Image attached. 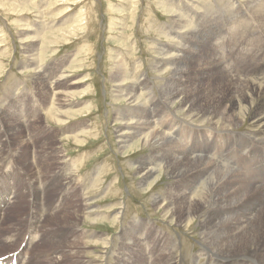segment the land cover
<instances>
[{
  "label": "rangeland",
  "instance_id": "1",
  "mask_svg": "<svg viewBox=\"0 0 264 264\" xmlns=\"http://www.w3.org/2000/svg\"><path fill=\"white\" fill-rule=\"evenodd\" d=\"M184 44V55L176 53ZM175 59L185 61L180 91H193L206 103L215 94L217 116L198 119L195 111L167 106L165 85ZM263 68L264 0H0V156L8 164L0 184H10L0 212V258L20 246L29 264L224 262L206 232L216 226L232 231L227 223L215 219L203 229L202 217L186 211L189 202L200 208L205 195L202 181L192 182L194 165L185 159L177 166L187 179L179 190L166 171L192 150L214 158L213 145L228 147L231 140L222 133L227 126L237 134L253 130L243 110H227L226 102L247 80L264 88ZM121 85L124 92L117 90ZM134 85L136 93L129 94ZM137 118L151 129L122 145L118 135ZM172 122H179L175 144L143 143L150 130L168 131ZM59 156L69 161L62 164ZM144 166L156 171L147 182ZM70 167L72 183L63 188ZM224 192L221 187L216 196ZM30 205L38 221L28 243ZM207 206L204 216L214 218ZM247 217L252 223L257 213Z\"/></svg>",
  "mask_w": 264,
  "mask_h": 264
},
{
  "label": "bare ground",
  "instance_id": "2",
  "mask_svg": "<svg viewBox=\"0 0 264 264\" xmlns=\"http://www.w3.org/2000/svg\"><path fill=\"white\" fill-rule=\"evenodd\" d=\"M233 4H234V2H233ZM228 5L231 8H233L235 6V5H230V4H228ZM230 7H229V10H230ZM175 51H176V53H181V54L183 53V55H184V52L186 51L185 44L183 47H178V46L175 47ZM261 59H263V58H261ZM259 61H261V60H259ZM28 63L32 64L33 60L29 61ZM170 65L173 66L174 71L171 74L172 78L170 76L167 80V82L169 81V84H167V82H166V85H165V89L169 90L165 96V100L167 101V103H166L167 106L172 107L174 104L176 106L175 112H178L179 110H182V109H187V111H191V112L195 111L194 116H196L197 118L200 116L202 118V116H205V115H209V117L212 115L217 116V114L214 111H216L217 104H220V101L215 96V94H213L212 95L213 98H211V100L208 103H206L202 99V97L199 96V94H195L193 91L189 92V93H185L184 91H180L179 87H181V86H179V83H177V82L178 81L180 82L181 76H178V75L180 74L179 69L182 70V68H183V70H184L185 61L180 60V59L179 60L175 59V60H172L170 62ZM183 72L185 73V70ZM263 72H264V68H263ZM256 77H257V75H256ZM251 78H252V76H251ZM174 81H176V83ZM121 87H122V85L117 86L118 92H124V91L120 90ZM141 90L142 89H140V91ZM128 92H129V94L136 93L135 85L131 88H128ZM148 93H147V95H148ZM57 95H58V93H56V95H55L53 105L59 101V98H56ZM178 96L180 98L175 99ZM130 97H132V99H129L131 101L132 100L136 101L139 99L136 96L134 97V95H130L129 98ZM189 97L191 98V100L194 103L192 101L188 104L186 103L185 100H187ZM228 99L229 100H227V102H226L227 103V105H226L227 110H234V109H239V108L242 109L243 110L242 113H243L244 117L248 116L249 119L251 120L252 126H255L253 128V130H251L250 133L237 134V132H235V131L227 130L226 129L228 127L227 126L225 129H222V133H224V135L228 137V140L229 139H231V140H229V141L227 140L228 141V147H227V144H222V145H218V146L213 145V149L216 151L214 153V156H215L214 158L209 159L208 157H206L208 155L206 153H204L203 149L194 150V151L192 150L193 155L191 154V155H186L183 157H176L177 159H174L172 161V166L173 165H175V166H173V167L169 166L170 170L168 169L166 172H167V174L174 175V177H173V179H175L174 188L179 190V189H183L182 185H183V183L187 182V179L185 178L186 175L184 176L185 172L184 173L178 172L177 166H179L185 159L189 160L194 165L195 168L192 169L191 171L193 172L195 170L196 174H194V175H196V176H195V178L193 177L194 180H192V182L194 183V182L202 181V183L201 182L200 183H201V186L205 187V195H201L203 198L201 200H199V202L201 203L200 208H198L196 206L195 202H189L188 207L186 208L187 213L188 214L192 213L195 215L197 214V220L199 219V216L202 217V220L200 221V226H201L200 228L206 229V228H208L209 223H211L215 219H218V223H221V224L227 223V226H229L230 230H232V231H228L226 233H223L224 231L223 232L217 231V230L215 231L214 229L217 227L216 226V227H214V229L211 228V231L206 232V236L208 238H210L211 242H213L215 247H217V251L219 250L218 252L220 254L225 255L224 262L220 261V264H248L251 262L254 264H257L256 263L257 260L261 264H264V260L262 259L261 254H260L264 251V130L262 129V128H264V88H263L262 84L260 85L254 81L247 80L244 87L240 90L239 94L236 96H231ZM204 102L206 103L205 105H204ZM129 104H131V103H129ZM194 106H196V107H194ZM2 108H3V105L0 104V111ZM135 108H138V105L135 106ZM136 110L138 111V109H136ZM140 113H141V111H140ZM166 113H167V111H166ZM171 113L172 112H170V114ZM226 118H224V119H226ZM175 119H176V117H175ZM137 122H139V123H137ZM137 122L135 125L132 124L133 126L131 128H129L130 127L129 126L128 130H127V128L124 129L123 133H121L122 130L120 131L121 135H118V137L120 138V143L122 145L126 143V139H128V138L131 139L130 138L131 136L132 137L133 136L138 137L139 134H141L139 132H141L142 129L146 130L149 127L148 126L149 123H147V122L145 124L143 123L141 125L140 124V122H141L140 118H137ZM216 122H218V121L216 120ZM230 122H231V120H230ZM178 123L172 122L169 130L165 131V132H161V131H159V129L157 130L156 128L154 129L153 124H152L153 130H150V131H152V132H150V134H148L150 136L145 137L143 139V143L144 144H146V143L152 144V147L153 146L158 147L159 145H161V142H163V141L165 142V143L163 142L164 144H175V142L180 139L179 138L180 134L178 137L175 135L176 132L179 130V124ZM181 123L182 122L180 120V124ZM233 123L236 124V122H234V121H233ZM205 126H207V125H204V127ZM232 126H233V124H232ZM121 127H123V126H121ZM180 127H182V125ZM221 128H223V127H221ZM129 129H130V131H131V129L135 130V131H136V129H138V130H137V132H133V131L129 132ZM149 129H151V128L149 127ZM198 129L203 130L200 128H198ZM191 130H193V129H191ZM220 130L221 129H219L218 131H220ZM252 131L256 132V133L257 132H260V133L253 134V133H251ZM221 135L222 134L220 132H216V134H215V136H221ZM227 141H226V143H227ZM126 146H127V144H126ZM167 147H169V146H167ZM160 148H158V149H160ZM170 149L171 148H169V150ZM228 149H229V152H228ZM154 151L156 152V150H154ZM165 151H166V149H165ZM171 151L174 154L176 152V150H174L175 152L173 150H171ZM225 153L229 154V157H227V158L223 157V155ZM170 155H172V154H170ZM61 156H59V158L61 159L62 164L69 161L66 159H62ZM6 160H7L6 157L0 156V171H3L8 167ZM67 164H68L67 165L68 167H66V168H69L70 164L69 163H67ZM187 171H189V170H187ZM155 172L156 171H154V169L152 167L144 166V168L141 170V174H142L141 179L145 180L147 182V180ZM73 175H74V172L71 170V167H70V169L64 175L63 188L65 185L70 186V184L72 183V176ZM260 175H262V177ZM223 179H225V181H226L225 184L224 183L222 184ZM14 183L15 182L13 181V184L11 185L13 187L12 192L16 188L15 187L16 184L14 185ZM188 183H191V182L188 181ZM198 183H197V185H198ZM194 184H196V183H194ZM197 185H194V188H196V187L198 188ZM221 187L225 188V192L227 195L217 197L216 195L218 193H220ZM186 189H188V188H186ZM9 190H10V184H8V183L3 184V185L0 184V212L2 211V208L6 205L7 197L9 196L10 192L8 194H6V193ZM190 191H191V188H190ZM16 192H17V190H16ZM189 192H187V193H189ZM17 193H19V192H17ZM192 193L193 192H191V194ZM207 195H210L209 199L204 198V196H207ZM212 196H214V197H212ZM16 197L17 196L15 194V196L13 197V200L16 201ZM185 197H186L185 194H180L177 197V200L183 201L185 199ZM11 198H12V196H11ZM171 201H173V200H171ZM207 204L211 205L212 209H214V218H209V217L204 216L205 209L208 207ZM261 204H262V209L260 210L259 206ZM40 206H43L42 201L40 203ZM29 209L31 210V212L28 215L29 218H28V224H27V228H26L27 229L26 232L28 233V238L26 237V239H28L27 240L28 243L31 242V239H30L31 235H29V234L32 232V230L34 229V227L36 225V222L38 221L35 217V214L33 213L34 208L30 205ZM9 210H10V208H9ZM201 210H202V215L200 214ZM249 211H253V212L257 213V217L254 218L255 220L252 223H251V220H249V218L247 217V213ZM3 213H4V217H5L7 214V211H3ZM43 213L45 216L47 213V206H46V209L43 210ZM183 213H185V212H183ZM227 215H230V217L229 216L227 217ZM234 220L236 222H233ZM234 223H236V224L234 227H232V225H234ZM24 238H25V236L23 237L22 242L24 241ZM174 243H176V242H174ZM13 249L14 250L12 252H10L7 255L0 258V264H6L5 263L6 261H10L9 263L13 264V262L15 260H17V264H29L30 263L29 257H24V258L21 257L22 249L20 248V246L14 247ZM206 260H208V259H206ZM211 260H212V258H211ZM192 261H193V259H192Z\"/></svg>",
  "mask_w": 264,
  "mask_h": 264
}]
</instances>
